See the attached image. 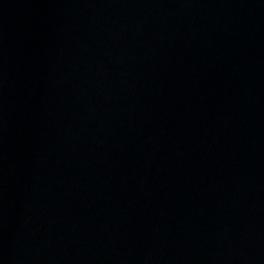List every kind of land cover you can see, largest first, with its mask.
Listing matches in <instances>:
<instances>
[{"label":"water","instance_id":"1","mask_svg":"<svg viewBox=\"0 0 264 264\" xmlns=\"http://www.w3.org/2000/svg\"><path fill=\"white\" fill-rule=\"evenodd\" d=\"M0 264H264V0H0Z\"/></svg>","mask_w":264,"mask_h":264}]
</instances>
